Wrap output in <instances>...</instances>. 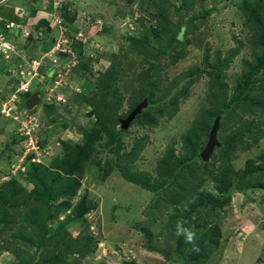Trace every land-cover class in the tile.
<instances>
[{
    "label": "rangeland",
    "instance_id": "rangeland-1",
    "mask_svg": "<svg viewBox=\"0 0 264 264\" xmlns=\"http://www.w3.org/2000/svg\"><path fill=\"white\" fill-rule=\"evenodd\" d=\"M238 1L199 0L177 14L181 0H169L172 31L180 19L185 24L205 11L211 15L195 34L187 35L189 43L177 63L158 59L166 72L154 106L164 98L163 87L172 85L176 92L190 80V72L203 69L207 51L213 63L218 53L224 58L237 48V40L244 47L224 72L228 97L234 95L245 63L252 61L250 37L242 30L244 17L235 7ZM158 8L142 6V0H0V194L9 181L17 193H27L14 204L6 195L0 197V264H43L51 252L41 245L62 227L68 239L77 242L60 252L69 253L70 264H180L178 251L185 264H264V189L229 194L223 177L220 182L208 176L198 194L186 196L174 208L164 200L158 202L156 192L108 169L115 145L104 133L98 135L93 107L86 100L100 98L99 79L116 63L124 98L118 115L125 119L133 111L130 101L136 99L134 91L148 63L131 39L143 37L140 18L149 25ZM202 74L178 102L173 118L159 120L152 129L136 122L124 134L122 153H130L143 139L147 142L127 164L132 174L157 180L159 164L172 149L174 160L188 157L184 140L190 132L201 124L213 126L214 121L204 115L210 108L211 79L205 71ZM37 91L43 92L42 102L28 111V95ZM85 134L98 135V140L96 150L80 162L83 156L70 157L64 143L84 147ZM224 136H231V131H221L218 139ZM208 138L203 136L202 149ZM251 143L249 150L232 154L235 171H245L252 160L264 166V136ZM32 164L58 173L60 182H70V194H63L57 185L53 194L44 196L49 183L36 187L30 181ZM216 167L218 172L219 164ZM258 181L264 186V174ZM31 192L35 195L28 200ZM204 200H219L222 208L183 219L184 210ZM179 218L186 222L182 229H193L197 221L203 233L187 242L177 235ZM200 239L210 243L198 261L190 256Z\"/></svg>",
    "mask_w": 264,
    "mask_h": 264
},
{
    "label": "trees",
    "instance_id": "trees-1",
    "mask_svg": "<svg viewBox=\"0 0 264 264\" xmlns=\"http://www.w3.org/2000/svg\"><path fill=\"white\" fill-rule=\"evenodd\" d=\"M198 1L181 0L180 7L176 9L177 14L181 11L189 10ZM168 3L169 0H142V6L150 4L160 6V8H158L157 14L152 13L149 25L145 24V18H140L139 24L145 31L143 37L131 39L132 47L138 53L145 56V63H148L147 71L140 76L138 88L134 91L135 96L133 97L136 99L131 98L130 101L131 109H134L145 98L148 99V106L137 116L133 123L140 122L141 126L152 129L158 125L159 120L173 118L178 111V102L187 97L191 86L201 79L202 73L205 71L206 75L210 77L211 82L208 96L210 108L204 111V115L210 121H214L218 116H221L218 136L221 131L224 133L227 130L231 131V136H224L223 140H219L222 146L216 148L210 161L205 163L200 156V152L203 151L201 142L203 136L205 138L209 137L212 124L211 122L205 125L201 124L191 131L190 136L184 140V147L187 150L188 157L174 160L173 155L175 152L172 149L169 156L159 164V177L157 180H152L148 176L137 177L136 174H132L127 164L135 160L147 142L143 139L138 142V145L130 153H122V139L128 131L122 130L121 127L119 130H116V127L121 125L120 120L122 117L118 113L124 98L117 85L119 68L115 63L99 79V85L96 90L99 91L100 98L98 96L86 100L87 104L93 107V114L96 116L99 128L97 130L98 135L104 133L108 137V143L115 145L114 149L111 148L115 157L109 162L108 169L110 171L118 170L123 177L129 178L128 180L139 185L143 190L156 192L158 194V202L164 200L169 206L172 205L174 208L179 203L181 204L186 196L193 197L195 194H198V190L201 189L200 187L206 180L205 177L208 176L220 182L221 177H223V185L229 194L244 193L248 189H264V186L259 185L258 181L262 179L264 166L255 165L256 162L253 160L248 162L245 171L242 172L235 171L231 166L232 154L249 150L252 147V140L257 141L261 136H264V0H239L235 4V7L244 17L242 30L248 32L250 37L248 44L251 46L252 61L245 63L234 95L228 97V85L224 79V72L244 47L243 43L237 40H235L238 44L237 48L228 51L227 56L224 58L218 53L213 63L210 62V54L207 51L203 62V69L195 68L194 72H190V80L186 81L187 83L176 92L174 91L175 87H172V85L163 87L164 91L162 94L164 98L156 100L157 105L154 106L153 101H155V98L157 99L162 88L161 85L165 83L163 78L166 71L160 64L161 58H168L170 65L177 63L183 46L185 47L189 43V40L185 39L187 35L195 34L200 27L205 25V22H207L211 15V11H205L200 17L193 18L185 24L180 19L177 23L178 27L175 24L176 31H172L174 28L173 22L169 18V11L167 10L169 8V6L167 8ZM74 47L76 48L77 46L74 45ZM149 57L153 59L150 64V59L147 60ZM156 60L158 61L156 62ZM83 68L85 69L87 66L83 65ZM32 95L33 93L28 95V98ZM134 100L136 101L134 102ZM88 133H91V131ZM98 135L85 134L84 147L79 145L71 147L64 143L68 155L74 157L81 154L83 158H79L80 162L85 156L88 155L90 157V154L96 150L95 143L98 140ZM80 149H83V151L81 152ZM212 161L214 162L212 163ZM201 163L203 167L200 166ZM216 163L219 164L218 172H216ZM61 180V176L58 173H51L48 169H43L41 166L32 164L30 181L36 187L45 185V182L49 183L45 187L46 189L43 190L44 196L53 194L57 185L63 188V194H70V182H60ZM12 185L10 181L5 183L0 197L1 195H6V199H10L14 204L18 196H23V194L27 193L26 190L23 191L21 189L17 193ZM67 186L68 190L65 188ZM74 190H76V187L73 185V192ZM33 195H35V192L28 194V200ZM219 203V200L216 202L215 200L212 202L204 200L199 205L184 210L181 214L184 217L183 219L192 220L197 214H201V212H205L207 209L215 212L218 207L222 208L221 205H218ZM207 214L209 215V213ZM49 217L51 220L55 218L54 210L50 212ZM205 218H207V215ZM183 219H178L179 225H182V227L186 226V222ZM192 228L189 229L195 235L203 233V229L198 226L197 221L194 222ZM66 230V228L62 227L61 230L57 231L50 238L48 237V240L41 245L51 252L50 259L44 261L43 264H70L69 253L60 254V252L61 249H67L68 246H72V243L77 244V242H72L68 239ZM46 233L47 230L45 229L44 234ZM182 238L186 240L184 235ZM197 241L192 246L193 250H191L192 255L190 257L193 259L199 257V253L203 256L206 250L205 245L210 243L207 239ZM183 247L184 245L181 243L180 248L182 249ZM178 256L181 259L180 264H185L184 254L178 251ZM197 260H202L201 256Z\"/></svg>",
    "mask_w": 264,
    "mask_h": 264
},
{
    "label": "water",
    "instance_id": "water-1",
    "mask_svg": "<svg viewBox=\"0 0 264 264\" xmlns=\"http://www.w3.org/2000/svg\"><path fill=\"white\" fill-rule=\"evenodd\" d=\"M42 102V92L37 91L35 92L26 102V109L28 111L34 110L36 107H38ZM148 106V99L145 98L141 103H139L133 111L125 118L120 120L121 129L124 131L129 130L132 123L136 120L137 116L140 115L145 108ZM221 116H218L214 122L213 126L211 128L208 142L201 152L200 156L201 159L207 163L210 161L211 157L214 155L216 148H220L222 144L220 143L218 139V132L220 130V122H221Z\"/></svg>",
    "mask_w": 264,
    "mask_h": 264
},
{
    "label": "clouds",
    "instance_id": "clouds-1",
    "mask_svg": "<svg viewBox=\"0 0 264 264\" xmlns=\"http://www.w3.org/2000/svg\"><path fill=\"white\" fill-rule=\"evenodd\" d=\"M42 97H43V92H42ZM180 228L181 230H178L177 235H184L186 237L187 242H192L195 235L194 232H192L190 229H182V225L180 226Z\"/></svg>",
    "mask_w": 264,
    "mask_h": 264
},
{
    "label": "built area",
    "instance_id": "built-area-1",
    "mask_svg": "<svg viewBox=\"0 0 264 264\" xmlns=\"http://www.w3.org/2000/svg\"><path fill=\"white\" fill-rule=\"evenodd\" d=\"M11 26H13V25H11Z\"/></svg>",
    "mask_w": 264,
    "mask_h": 264
}]
</instances>
